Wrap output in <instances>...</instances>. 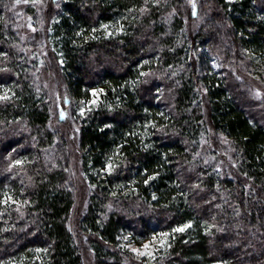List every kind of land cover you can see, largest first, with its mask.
Here are the masks:
<instances>
[{
	"label": "trees",
	"instance_id": "obj_1",
	"mask_svg": "<svg viewBox=\"0 0 264 264\" xmlns=\"http://www.w3.org/2000/svg\"><path fill=\"white\" fill-rule=\"evenodd\" d=\"M41 1L0 0V264H264V0Z\"/></svg>",
	"mask_w": 264,
	"mask_h": 264
},
{
	"label": "rangeland",
	"instance_id": "obj_2",
	"mask_svg": "<svg viewBox=\"0 0 264 264\" xmlns=\"http://www.w3.org/2000/svg\"><path fill=\"white\" fill-rule=\"evenodd\" d=\"M50 0H47L45 1V3H50L49 2ZM195 2L197 0H194ZM42 1L41 0H35V2H33V0H29V2L25 3L23 2V0H21L20 3H16L17 6L23 10L22 7H28V6H34L35 3H41ZM50 5V4H49ZM49 8V6H45V11ZM24 25L26 26L24 29L32 32L33 29H34V26L32 25L31 23V20H30V17H26L25 18V22H24ZM30 25V26H29ZM251 79H253V81H251V87L252 89L255 90V96L256 97H260V100H262L264 102V89H263V86H260L261 84L258 82V81H255L253 76H250ZM54 80V79H53ZM48 82V81H47ZM51 83V82H50ZM54 85L56 87V100H57V105L59 106V111H61V116L62 118H66L67 120L69 119H72V116H71V113H72V106H70L68 104L69 100H68V97L65 96V92L64 90L62 89L63 88V85H62V82L59 80V79H55L54 80ZM0 94H3L2 91H0ZM92 101H81L80 103V106L82 107V111L84 110H88V108L90 107ZM216 149L218 150L217 153L220 155V157H224V155L226 154L225 153V150L220 147V146H216ZM73 151V150H72ZM77 151V149H76ZM74 154V153H73ZM74 159L76 160V165L73 166V178H75L76 182H77V187H78V192H82L84 191V193L87 191V183L85 182V179L83 178V174L81 173V169H80V164L78 162V158L77 156L74 154L73 155V161ZM87 195H86V198L85 200L83 199V203H84V207H85V203L87 202ZM80 205V203H79ZM75 210L76 208L74 209V213L72 214V220H71V223H70V226H71V229L72 231H74L76 234H77V228H76V225L74 224V220H75V217H76V213H75ZM83 243H85V239L83 241ZM146 243H149V242H144L142 244H127V247H129V250L131 252L132 249H139L140 251H145V249L143 248V245L146 244ZM149 250H154V254L156 253L155 252V249H154V246L153 244L151 245V248ZM134 253V252H133ZM134 255L137 257L136 253H134ZM138 258H144L143 256L141 257H138ZM146 259H148V257H145ZM86 262L87 264H91L90 260L89 259H86ZM214 264H222V263H214Z\"/></svg>",
	"mask_w": 264,
	"mask_h": 264
},
{
	"label": "snow or ice",
	"instance_id": "obj_3",
	"mask_svg": "<svg viewBox=\"0 0 264 264\" xmlns=\"http://www.w3.org/2000/svg\"><path fill=\"white\" fill-rule=\"evenodd\" d=\"M15 2L18 4V3L21 2V0H15ZM23 2L27 3V2H29V0H23ZM33 2H35V0H33ZM193 8H195V5H193ZM193 14H195V12H193ZM104 27H107V26H104ZM93 95H95V93H93ZM0 99L7 100V99H9V97L7 95H4V96H0ZM17 163H19V161H17ZM108 167H109V169H111L112 166L109 165ZM145 183H147V181H145ZM8 199H11V198L9 197ZM5 203H7V200L5 201ZM188 227H190V225L186 224L183 227L174 228L173 232L174 233L183 232L185 230V228H188ZM160 236L164 237V238H167L169 236V233H161ZM155 242H156V238L154 237L153 240L150 243H146V244L143 245V248L145 249V251H140L139 249H132V251L134 253H136L137 257L143 256V257H148V258H151V259L154 260L155 259L154 250H149V249L151 248V245L154 244ZM165 244H166V239H162L160 241L161 247H164ZM167 246L170 247L171 245L169 244ZM36 251L40 252V251H47V250L46 249H43V250L36 249Z\"/></svg>",
	"mask_w": 264,
	"mask_h": 264
}]
</instances>
